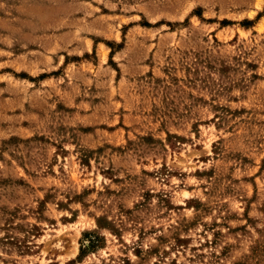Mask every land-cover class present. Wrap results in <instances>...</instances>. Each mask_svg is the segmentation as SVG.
I'll return each instance as SVG.
<instances>
[{"label":"rangeland","instance_id":"1","mask_svg":"<svg viewBox=\"0 0 264 264\" xmlns=\"http://www.w3.org/2000/svg\"><path fill=\"white\" fill-rule=\"evenodd\" d=\"M0 264H264V0H0Z\"/></svg>","mask_w":264,"mask_h":264}]
</instances>
